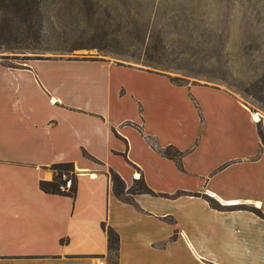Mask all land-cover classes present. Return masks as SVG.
<instances>
[{
    "label": "crops",
    "instance_id": "0c3cea01",
    "mask_svg": "<svg viewBox=\"0 0 264 264\" xmlns=\"http://www.w3.org/2000/svg\"><path fill=\"white\" fill-rule=\"evenodd\" d=\"M122 64L141 76L125 95L112 79ZM182 85L197 97L209 87L230 117L184 129L177 108L162 110L164 88ZM253 113L235 92L178 84L143 65L0 58V264H108L104 225L120 236L116 264H264V144L259 125L244 123L264 128V114L258 121ZM170 144L184 152L181 164L163 153ZM68 161L75 196L42 189L52 165ZM110 167L127 188L139 172L156 193L120 198Z\"/></svg>",
    "mask_w": 264,
    "mask_h": 264
},
{
    "label": "rangeland",
    "instance_id": "374dc122",
    "mask_svg": "<svg viewBox=\"0 0 264 264\" xmlns=\"http://www.w3.org/2000/svg\"><path fill=\"white\" fill-rule=\"evenodd\" d=\"M93 10L101 19L95 18L92 24L90 17ZM43 11L44 25L41 41L37 45L40 48L33 47L36 45L34 41L19 43L10 37L9 41L0 43V58L4 62L22 65L37 57H99L138 64L165 72L178 82L223 87L239 94L253 111L264 114V102L245 91L249 83L264 76V0H43ZM59 12L78 14L80 29L87 31L97 22H105L113 28L119 22L127 26L132 20H145L149 26L161 28L166 48L164 52L156 53L153 47L146 48L140 41L132 44L125 36L106 41L92 39L87 32L86 40L98 46L62 50L60 48L65 46L58 34L64 24L57 16ZM75 25L71 24L70 28ZM151 53L160 62L149 61ZM135 72L124 64L113 65L112 79L118 83L114 92L125 95L126 86L130 88L141 82V76ZM204 88L200 89L197 97L189 85H182L176 90L165 87L162 93L164 114L177 108L184 121L182 127L188 129L185 127L188 124L198 131L203 127L212 128L215 117L223 120L230 117V113L216 106L213 91ZM199 98L207 120L204 119ZM220 104L222 106V102ZM244 123L253 129L259 125L248 119ZM257 151L259 156L261 149L257 148ZM54 171L59 172L58 169ZM69 174L72 175V171ZM109 260L111 264H116L115 252L108 258V263Z\"/></svg>",
    "mask_w": 264,
    "mask_h": 264
},
{
    "label": "trees",
    "instance_id": "16d2710c",
    "mask_svg": "<svg viewBox=\"0 0 264 264\" xmlns=\"http://www.w3.org/2000/svg\"><path fill=\"white\" fill-rule=\"evenodd\" d=\"M57 16L59 19H61L60 22L64 24L58 34V38L60 39L62 45L65 46L60 48L62 50L71 51L76 48L90 47V45L98 46L97 44H92L90 40H86L85 33L87 32L91 34L92 39H101L106 41H108L109 38L114 39L116 37L118 38L119 36H125L132 44H135L136 41H140L146 45V48L153 47L156 53L161 51L164 52L166 48L164 34L161 28L149 26L145 20L135 19L128 22L127 26L119 22L113 28H111L105 22L102 24L97 22L94 26H92L91 29L87 31L85 28L83 30L80 29L79 24L81 19L78 14L67 15L66 12H59ZM95 18L101 19V17L98 16L97 11L93 10L92 16L90 17L92 24ZM44 19L45 14L43 11V0H0V43H5V41H9V39H11L10 37H14V41H19V43H23L28 40L34 41L36 45L33 47L40 48L37 45L41 41V32L43 30ZM73 23L76 25L70 28V25ZM155 38L157 41H154ZM148 59L149 61L160 62V60H156L154 58L153 53L149 54ZM170 77L175 83H186L178 82L174 77ZM245 91L251 96L264 102V76L249 83L246 86ZM259 133L264 144V128L261 123L259 124ZM162 151L167 156L174 158L177 163L181 164V158L184 154L182 150L170 144L167 145ZM52 167L54 169H58L59 172L55 174L52 180L41 179V188L49 192L68 193L72 196H75L77 189L76 183L70 189H62L60 187V185L65 181L64 174H67V176H72L73 180L76 182V175L69 174L72 170H74L73 162H58L54 163ZM108 175L110 177L113 190L122 199L133 201L131 195L139 191L150 192L154 194L156 193L151 189L143 177L135 178L133 185L127 188L125 180L112 167L109 168ZM208 199L213 205L220 207L225 206L210 196H208ZM258 211L262 216H264L263 211L259 209ZM104 229L108 235L109 257L112 256L113 252H115L116 256L118 257L120 246L119 233L111 225H104ZM175 235L176 232L173 236ZM110 262L111 261L109 260L108 264H111Z\"/></svg>",
    "mask_w": 264,
    "mask_h": 264
},
{
    "label": "built area",
    "instance_id": "2783aa9c",
    "mask_svg": "<svg viewBox=\"0 0 264 264\" xmlns=\"http://www.w3.org/2000/svg\"><path fill=\"white\" fill-rule=\"evenodd\" d=\"M256 115H258V116H256ZM261 113H260V111H254V113H253V119L254 120H260L261 119ZM135 177L136 178H139V176H140V174H139V172L138 173H135ZM64 178H65V181L60 185V187L62 188V189H70V188H72L73 186H74V184H75V182H74V180H73V177L72 176H67V174H64Z\"/></svg>",
    "mask_w": 264,
    "mask_h": 264
},
{
    "label": "bare ground",
    "instance_id": "6f19581e",
    "mask_svg": "<svg viewBox=\"0 0 264 264\" xmlns=\"http://www.w3.org/2000/svg\"><path fill=\"white\" fill-rule=\"evenodd\" d=\"M256 116H258V115H256Z\"/></svg>",
    "mask_w": 264,
    "mask_h": 264
}]
</instances>
